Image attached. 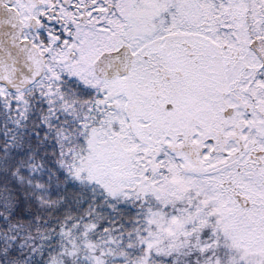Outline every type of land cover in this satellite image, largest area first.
Segmentation results:
<instances>
[{
    "label": "snow or ice",
    "instance_id": "obj_1",
    "mask_svg": "<svg viewBox=\"0 0 264 264\" xmlns=\"http://www.w3.org/2000/svg\"><path fill=\"white\" fill-rule=\"evenodd\" d=\"M0 264H264V0H0Z\"/></svg>",
    "mask_w": 264,
    "mask_h": 264
}]
</instances>
